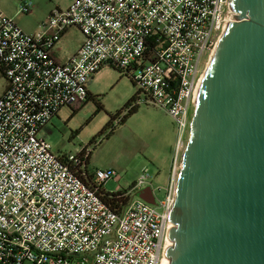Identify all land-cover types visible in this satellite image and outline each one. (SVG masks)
<instances>
[{
	"label": "built area",
	"instance_id": "2783aa9c",
	"mask_svg": "<svg viewBox=\"0 0 264 264\" xmlns=\"http://www.w3.org/2000/svg\"><path fill=\"white\" fill-rule=\"evenodd\" d=\"M231 0H73L28 33L0 7V264H163L195 97L230 15ZM32 0H20L29 13ZM84 41L64 63L52 49L71 27ZM104 65L124 71L136 101L166 110L177 139L162 210L132 197L152 186L144 167L126 205L104 194L113 169L88 171L89 154L53 152L42 129L64 107L88 100V82ZM192 113L190 115V108ZM103 190V192H102Z\"/></svg>",
	"mask_w": 264,
	"mask_h": 264
},
{
	"label": "water",
	"instance_id": "95a60500",
	"mask_svg": "<svg viewBox=\"0 0 264 264\" xmlns=\"http://www.w3.org/2000/svg\"><path fill=\"white\" fill-rule=\"evenodd\" d=\"M195 97L170 264H264V0H231ZM155 205L151 186L138 191Z\"/></svg>",
	"mask_w": 264,
	"mask_h": 264
},
{
	"label": "rangeland",
	"instance_id": "374dc122",
	"mask_svg": "<svg viewBox=\"0 0 264 264\" xmlns=\"http://www.w3.org/2000/svg\"><path fill=\"white\" fill-rule=\"evenodd\" d=\"M29 13L18 10L20 0H0V7L26 32L41 31L51 12L65 9L71 0H32ZM7 79L0 70V94ZM88 100L64 107L40 132L60 156L89 154L88 171L113 169L119 176L106 182L104 189L114 193L129 189L144 167L154 174L152 186L157 203L166 198L175 156L176 127L165 109L136 101L138 87L129 75L110 65L102 66L88 82ZM140 94V93H139ZM136 111L121 122L128 108ZM121 113V114H119ZM192 106L190 108V115ZM194 112L190 118V124ZM116 116V118H114ZM112 121L113 128L108 126ZM190 134V127L189 132ZM189 139V138H188ZM180 157L179 172L182 166ZM132 197L140 198L138 192ZM25 264H32L25 262Z\"/></svg>",
	"mask_w": 264,
	"mask_h": 264
},
{
	"label": "crops",
	"instance_id": "0c3cea01",
	"mask_svg": "<svg viewBox=\"0 0 264 264\" xmlns=\"http://www.w3.org/2000/svg\"><path fill=\"white\" fill-rule=\"evenodd\" d=\"M73 0H71L72 2ZM69 3V5L71 4ZM68 5V6H69ZM67 6V7H68ZM66 7V8H67ZM65 8V9H66ZM58 10V9H57ZM64 10V9H60ZM53 12V11H52ZM20 26V25H19ZM21 27V26H20ZM22 28V27H21ZM23 29V28H22ZM84 41V36L81 33L80 29L78 27H71L69 28L62 36L60 41L55 45V47L52 49V54L55 57V59L60 62L64 63L69 57L74 55L77 50L80 48ZM7 87V82L5 85L4 90L1 92L0 96L3 95L5 89ZM89 92V90H88ZM46 127V126H45Z\"/></svg>",
	"mask_w": 264,
	"mask_h": 264
},
{
	"label": "trees",
	"instance_id": "16d2710c",
	"mask_svg": "<svg viewBox=\"0 0 264 264\" xmlns=\"http://www.w3.org/2000/svg\"><path fill=\"white\" fill-rule=\"evenodd\" d=\"M138 93H137V96H138ZM137 96L134 98L135 100L137 99ZM135 111H136V109L133 106L131 108H128V111L123 115V117L121 119V122L125 121V119L129 115L134 113ZM119 114H121V113H119ZM114 118H116V116H114ZM111 123H112V121H110L108 123V126L111 127V130H112L113 127L110 126ZM102 192H103V190H102ZM104 198L108 201L109 204H111L112 206H115L117 208L120 207V206L126 205L128 203V201H129V197H124L123 196V191H118V192H114V193H105L104 194Z\"/></svg>",
	"mask_w": 264,
	"mask_h": 264
},
{
	"label": "bare ground",
	"instance_id": "6f19581e",
	"mask_svg": "<svg viewBox=\"0 0 264 264\" xmlns=\"http://www.w3.org/2000/svg\"><path fill=\"white\" fill-rule=\"evenodd\" d=\"M179 172V171H178ZM173 245V240L171 238H168L167 247ZM163 264H170V258L166 255Z\"/></svg>",
	"mask_w": 264,
	"mask_h": 264
}]
</instances>
